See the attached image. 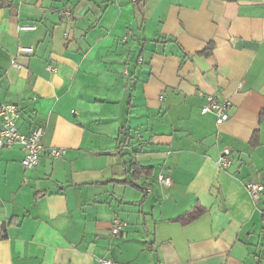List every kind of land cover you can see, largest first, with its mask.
Listing matches in <instances>:
<instances>
[{
	"label": "crops",
	"instance_id": "1",
	"mask_svg": "<svg viewBox=\"0 0 264 264\" xmlns=\"http://www.w3.org/2000/svg\"><path fill=\"white\" fill-rule=\"evenodd\" d=\"M2 103L45 153L0 149V264H264V0H0Z\"/></svg>",
	"mask_w": 264,
	"mask_h": 264
},
{
	"label": "built area",
	"instance_id": "2",
	"mask_svg": "<svg viewBox=\"0 0 264 264\" xmlns=\"http://www.w3.org/2000/svg\"><path fill=\"white\" fill-rule=\"evenodd\" d=\"M65 14L68 18L72 17L70 11ZM24 30H34L33 26H24ZM34 49L32 47H21L19 55L32 54ZM15 67L21 68L17 63H13ZM47 69L50 72H55L56 69L52 65H48ZM231 103L229 101L219 102L216 97L210 95L207 97V102L202 106V114H214L216 116L217 125H222L230 118ZM20 115V109L13 103L0 104V149L13 148L16 145L21 146L24 153L22 165L25 169H32L38 166L42 155L45 153V147L42 145L41 140L43 136V129L41 127L33 130L29 135L20 133L17 122ZM50 157L54 160L60 159L66 153L65 148H51L48 151ZM232 165V154L229 148H224L218 159V166L221 169H227ZM159 182L162 185L169 186L171 180L168 177L159 176ZM247 189L250 196L256 201L260 199L264 192V185L256 182L247 184ZM125 223L116 219L113 225V234H120ZM98 264H115L109 259H99Z\"/></svg>",
	"mask_w": 264,
	"mask_h": 264
},
{
	"label": "trees",
	"instance_id": "3",
	"mask_svg": "<svg viewBox=\"0 0 264 264\" xmlns=\"http://www.w3.org/2000/svg\"><path fill=\"white\" fill-rule=\"evenodd\" d=\"M212 50H213V45L211 44L207 47V49L199 52V55L209 56L212 54ZM131 172H132V178L135 181L144 174L150 175L151 174L150 172H152V169L149 167L141 166L138 163H132ZM204 212H205V209L203 207L196 206L193 209H191L187 214L179 216L173 219V221L180 222L182 224H189L193 222L194 220H196L198 217H200ZM7 226L8 225H5L3 228V236H2L3 238H6Z\"/></svg>",
	"mask_w": 264,
	"mask_h": 264
}]
</instances>
